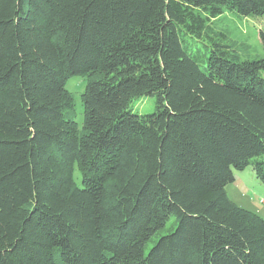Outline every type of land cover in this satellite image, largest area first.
<instances>
[{
  "label": "trees",
  "instance_id": "16d2710c",
  "mask_svg": "<svg viewBox=\"0 0 264 264\" xmlns=\"http://www.w3.org/2000/svg\"><path fill=\"white\" fill-rule=\"evenodd\" d=\"M227 10L264 0H0V264H264L227 192L264 185V53Z\"/></svg>",
  "mask_w": 264,
  "mask_h": 264
},
{
  "label": "rangeland",
  "instance_id": "374dc122",
  "mask_svg": "<svg viewBox=\"0 0 264 264\" xmlns=\"http://www.w3.org/2000/svg\"><path fill=\"white\" fill-rule=\"evenodd\" d=\"M220 26L229 34L232 42L248 55L264 53V14L262 16L244 17L238 12L227 10L218 20ZM193 42V40H190ZM194 44H197L193 42ZM87 85V77L74 75L67 81V88L76 96V117L79 125L83 124L84 106L81 93ZM135 105L136 110L151 111L154 109V97L144 96ZM236 179L229 183L227 192L230 197L242 206L257 211L264 217V185L257 179L251 166L244 170H235ZM149 246L151 244H148Z\"/></svg>",
  "mask_w": 264,
  "mask_h": 264
}]
</instances>
